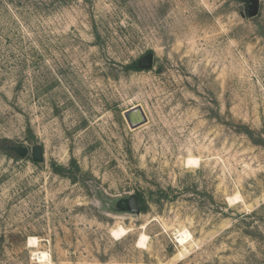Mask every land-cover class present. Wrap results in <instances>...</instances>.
Instances as JSON below:
<instances>
[{
	"label": "rangeland",
	"instance_id": "obj_1",
	"mask_svg": "<svg viewBox=\"0 0 264 264\" xmlns=\"http://www.w3.org/2000/svg\"><path fill=\"white\" fill-rule=\"evenodd\" d=\"M38 252L264 264V0H0V264Z\"/></svg>",
	"mask_w": 264,
	"mask_h": 264
},
{
	"label": "bare ground",
	"instance_id": "obj_2",
	"mask_svg": "<svg viewBox=\"0 0 264 264\" xmlns=\"http://www.w3.org/2000/svg\"><path fill=\"white\" fill-rule=\"evenodd\" d=\"M131 119L135 123H141V119L143 118L142 112L137 111V109H134L131 111ZM200 159L199 158H189L187 161V167H198L200 164ZM235 200V199H234ZM237 203H240L239 197H237ZM233 204V203H232ZM235 204V203H234ZM129 231L123 227H119L117 229H114L112 231V234L114 237H121L124 236L128 233ZM148 237L146 234H142L137 242V247L140 249H144L147 247L148 244ZM193 236L188 230H183V231H178L177 234V242L178 244L181 245V247L186 248V246L192 241ZM29 245H37V239L36 238H31L29 241ZM37 261L40 264H49L50 263V256L47 252H38L36 253Z\"/></svg>",
	"mask_w": 264,
	"mask_h": 264
},
{
	"label": "water",
	"instance_id": "obj_3",
	"mask_svg": "<svg viewBox=\"0 0 264 264\" xmlns=\"http://www.w3.org/2000/svg\"><path fill=\"white\" fill-rule=\"evenodd\" d=\"M256 8H254L255 10ZM144 65L146 68H149L152 66L153 64V56L152 55H149L147 56L144 61H143ZM137 111H142L140 107L137 108ZM130 113V112H128ZM127 118H131V114L127 116ZM17 152L22 156V157H26L28 155V149L25 148V147H18L17 148ZM32 159H33V162L35 164H40V163H43L44 162V150L42 148V146L40 145H37V146H34L32 148ZM126 204L128 206V210L134 214H137L139 213V204H138V200L136 197H131L129 198L128 200H126Z\"/></svg>",
	"mask_w": 264,
	"mask_h": 264
}]
</instances>
